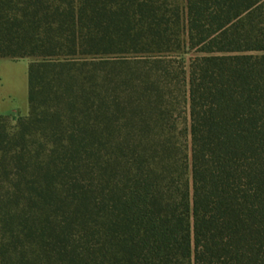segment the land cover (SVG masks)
<instances>
[{"label": "trees", "instance_id": "trees-1", "mask_svg": "<svg viewBox=\"0 0 264 264\" xmlns=\"http://www.w3.org/2000/svg\"><path fill=\"white\" fill-rule=\"evenodd\" d=\"M0 57V264H264V0H0Z\"/></svg>", "mask_w": 264, "mask_h": 264}, {"label": "rangeland", "instance_id": "rangeland-1", "mask_svg": "<svg viewBox=\"0 0 264 264\" xmlns=\"http://www.w3.org/2000/svg\"><path fill=\"white\" fill-rule=\"evenodd\" d=\"M188 56L184 55L185 59ZM30 61L29 57H0V114L6 115L11 124L28 112L27 67ZM182 109V116L188 122L186 111Z\"/></svg>", "mask_w": 264, "mask_h": 264}]
</instances>
